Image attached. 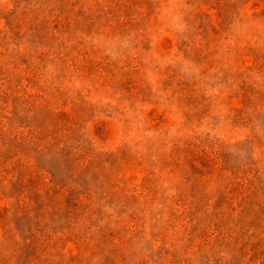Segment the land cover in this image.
Masks as SVG:
<instances>
[{"label":"rangeland","instance_id":"rangeland-1","mask_svg":"<svg viewBox=\"0 0 264 264\" xmlns=\"http://www.w3.org/2000/svg\"><path fill=\"white\" fill-rule=\"evenodd\" d=\"M0 264H264V0H0Z\"/></svg>","mask_w":264,"mask_h":264}]
</instances>
